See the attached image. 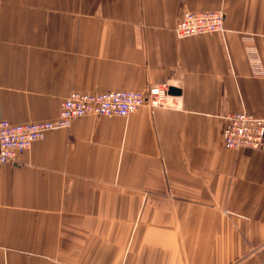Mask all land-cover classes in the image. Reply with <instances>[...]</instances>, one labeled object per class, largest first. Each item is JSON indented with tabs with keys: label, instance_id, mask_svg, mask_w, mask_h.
Returning <instances> with one entry per match:
<instances>
[{
	"label": "crops",
	"instance_id": "0c3cea01",
	"mask_svg": "<svg viewBox=\"0 0 264 264\" xmlns=\"http://www.w3.org/2000/svg\"><path fill=\"white\" fill-rule=\"evenodd\" d=\"M225 30L180 39L186 11ZM168 104L86 115L0 166V264H264V151L226 115L264 118V0H0V118H58L71 92Z\"/></svg>",
	"mask_w": 264,
	"mask_h": 264
},
{
	"label": "built area",
	"instance_id": "2783aa9c",
	"mask_svg": "<svg viewBox=\"0 0 264 264\" xmlns=\"http://www.w3.org/2000/svg\"><path fill=\"white\" fill-rule=\"evenodd\" d=\"M225 13L222 10L184 11L174 27L178 38L223 32ZM170 85L153 84L146 91L108 90L82 92L75 90L61 105L58 118L35 122H12L0 118V166L20 161L22 154L49 131L69 128L73 120L86 115L127 117L141 106L159 107L168 104ZM223 132L228 149L250 148L264 151V118L245 109L226 115Z\"/></svg>",
	"mask_w": 264,
	"mask_h": 264
},
{
	"label": "water",
	"instance_id": "95a60500",
	"mask_svg": "<svg viewBox=\"0 0 264 264\" xmlns=\"http://www.w3.org/2000/svg\"><path fill=\"white\" fill-rule=\"evenodd\" d=\"M178 92V90L176 89V88H174V87H170V91H169V93H177Z\"/></svg>",
	"mask_w": 264,
	"mask_h": 264
}]
</instances>
